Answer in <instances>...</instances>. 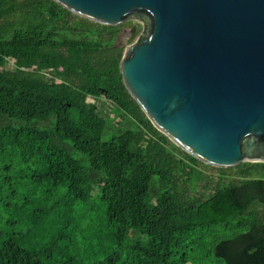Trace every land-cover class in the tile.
I'll list each match as a JSON object with an SVG mask.
<instances>
[{"label":"trees","instance_id":"trees-1","mask_svg":"<svg viewBox=\"0 0 264 264\" xmlns=\"http://www.w3.org/2000/svg\"><path fill=\"white\" fill-rule=\"evenodd\" d=\"M122 28L0 0V264H264V163L210 167L195 190L209 166L123 86ZM88 98L113 105L115 134Z\"/></svg>","mask_w":264,"mask_h":264},{"label":"water","instance_id":"water-1","mask_svg":"<svg viewBox=\"0 0 264 264\" xmlns=\"http://www.w3.org/2000/svg\"><path fill=\"white\" fill-rule=\"evenodd\" d=\"M52 1L99 25H143L119 73L173 145L216 169L264 163V0Z\"/></svg>","mask_w":264,"mask_h":264},{"label":"rangeland","instance_id":"rangeland-1","mask_svg":"<svg viewBox=\"0 0 264 264\" xmlns=\"http://www.w3.org/2000/svg\"><path fill=\"white\" fill-rule=\"evenodd\" d=\"M123 27L127 31H130L132 29L129 23L124 24ZM133 27L135 28L133 33L128 34V35L126 34L125 36L121 38V40L118 41V44L122 48H125L127 45L132 44L142 34L143 32L142 24L140 23L135 24ZM7 67L12 68V64L8 63ZM87 102L95 104L98 110L100 111V113H102L103 117L107 121L105 139L111 136L112 134H115L119 130L122 122L117 114V111L114 109L113 105L109 101L105 100L104 98H99L98 100H93L91 98H88ZM197 168L199 170V173L197 174L198 178L195 180L193 187L195 188V190L203 194H207L210 187L214 186L218 182L220 178L219 172L216 170L214 171L211 170L210 167L205 168L201 165H198ZM206 184H208V187H209V188L207 187L208 190L204 188ZM212 262L213 264H223L222 261L215 259V258L212 259Z\"/></svg>","mask_w":264,"mask_h":264},{"label":"flooded vegetation","instance_id":"flooded-vegetation-1","mask_svg":"<svg viewBox=\"0 0 264 264\" xmlns=\"http://www.w3.org/2000/svg\"><path fill=\"white\" fill-rule=\"evenodd\" d=\"M128 23L131 25L132 28H134L133 26H134L135 24H139L138 22H128ZM126 24H127V23H126ZM123 30H126V29L123 27V28H122V31H123ZM122 31H121V32H122ZM125 35H126V34L123 33L119 40H121V38H122L123 36H125Z\"/></svg>","mask_w":264,"mask_h":264}]
</instances>
